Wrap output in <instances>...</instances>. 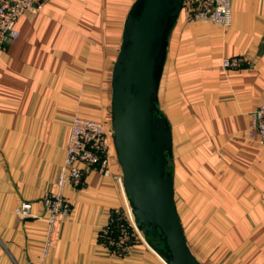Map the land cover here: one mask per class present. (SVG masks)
Returning <instances> with one entry per match:
<instances>
[{"label": "crops", "instance_id": "1", "mask_svg": "<svg viewBox=\"0 0 264 264\" xmlns=\"http://www.w3.org/2000/svg\"><path fill=\"white\" fill-rule=\"evenodd\" d=\"M134 1L47 0L36 15L19 18L18 38L0 54V264H165L150 247L161 241L145 238L128 218L114 158L106 175L86 169L81 188L64 189L71 211L54 250L43 253V220L15 215L21 203L43 214L40 199L55 190L73 117L111 128V70ZM230 6L226 28L187 21L181 10L157 109L171 131L167 168L194 258L264 264V145L246 135L249 113L264 103V0ZM235 56L245 67L222 69V59ZM113 215L130 229L122 244L103 237Z\"/></svg>", "mask_w": 264, "mask_h": 264}, {"label": "water", "instance_id": "2", "mask_svg": "<svg viewBox=\"0 0 264 264\" xmlns=\"http://www.w3.org/2000/svg\"><path fill=\"white\" fill-rule=\"evenodd\" d=\"M184 0H135L111 70V130L122 189L135 221L165 264H200L192 255L178 218L172 176L166 172L171 131L157 109L168 37Z\"/></svg>", "mask_w": 264, "mask_h": 264}, {"label": "built area", "instance_id": "3", "mask_svg": "<svg viewBox=\"0 0 264 264\" xmlns=\"http://www.w3.org/2000/svg\"><path fill=\"white\" fill-rule=\"evenodd\" d=\"M45 1L47 0H0V54L10 42L18 38L16 24L19 18L24 15H36ZM230 4L231 0H184L182 10L186 12L187 21L203 20L226 28L231 24ZM246 64L243 58L235 56L222 59L221 67L224 70H238L244 68ZM246 133L249 138L256 139L259 144L264 145V103L249 113ZM111 158L115 159L111 128L100 120L73 117L64 158L56 174L55 190L44 193L40 199L43 214L32 215L30 203H21L15 209V215L22 219L35 218L45 222L43 253L56 248L62 225L71 211V204L63 194L64 189L67 186L81 188L86 169H93L106 175L109 172ZM128 218L134 223L135 228L130 209ZM135 230L137 231L136 228ZM118 232L120 244L130 239L125 227L118 226Z\"/></svg>", "mask_w": 264, "mask_h": 264}, {"label": "trees", "instance_id": "4", "mask_svg": "<svg viewBox=\"0 0 264 264\" xmlns=\"http://www.w3.org/2000/svg\"><path fill=\"white\" fill-rule=\"evenodd\" d=\"M159 113H160V112H159ZM170 158H171L170 155L167 156L168 163H169V161H170ZM167 165H168V164H167ZM165 170H166V172L169 173L167 166H166V169H165ZM169 174H170V173H169ZM118 220H119V221H118ZM118 226H123V227H125L126 230L129 231L128 233H130V229H129L127 223H126L122 218H120V216L113 215L112 220L110 221V224L108 225V228H106L107 234H103V237H104L105 241H106V239H109V238H111V237H112V238H116V237H118V235H119V232H118ZM149 239H152V238H148V240H149ZM155 239H158V240L160 241L159 238H155ZM152 240H153V239H152ZM99 241H100V242H104V241L102 240V238H100Z\"/></svg>", "mask_w": 264, "mask_h": 264}, {"label": "rangeland", "instance_id": "5", "mask_svg": "<svg viewBox=\"0 0 264 264\" xmlns=\"http://www.w3.org/2000/svg\"><path fill=\"white\" fill-rule=\"evenodd\" d=\"M176 202H177V203H176V206H177V208H178V211H179L180 215H182V217H183V215H184L185 212H183L182 203H181L178 199H177ZM188 221H192V217H191V215L189 214V212H188V214L186 215V218H185L184 221H183L185 227H187V225H188ZM186 231H188V230L186 229Z\"/></svg>", "mask_w": 264, "mask_h": 264}]
</instances>
